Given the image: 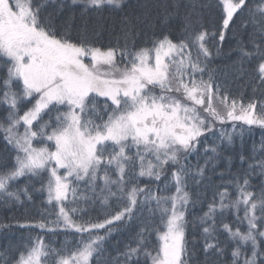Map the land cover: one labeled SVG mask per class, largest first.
Here are the masks:
<instances>
[{
    "label": "snow or ice",
    "instance_id": "snow-or-ice-1",
    "mask_svg": "<svg viewBox=\"0 0 264 264\" xmlns=\"http://www.w3.org/2000/svg\"><path fill=\"white\" fill-rule=\"evenodd\" d=\"M56 2L0 0V205L31 201L29 185L10 189L21 177L37 180L34 191L52 211L16 222L73 239L55 247L44 235H29L0 251V264H264V135L250 156L241 148L242 172L231 173L228 157L231 178L219 173L206 210L188 219L189 206L201 202L190 182H204L222 146L237 139L243 146L253 128L264 130V0H216L222 21L212 31L201 22L212 5L192 4L178 35L153 32L140 45L142 33L125 15L123 43L107 46L73 38L67 21L46 15ZM123 3L71 0L85 11ZM59 4L62 10L64 0ZM237 18L247 40L237 39L235 67L252 78L248 97L234 95L209 68ZM97 207L103 218L92 215ZM120 225L137 230L112 256L105 244Z\"/></svg>",
    "mask_w": 264,
    "mask_h": 264
},
{
    "label": "trees",
    "instance_id": "trees-1",
    "mask_svg": "<svg viewBox=\"0 0 264 264\" xmlns=\"http://www.w3.org/2000/svg\"><path fill=\"white\" fill-rule=\"evenodd\" d=\"M64 4L65 7L61 10L59 0H57L56 3H50L45 14L52 13L57 15L61 22L67 21V30L73 38H80L84 35L96 44L105 46L115 44L118 38L120 39V43H123V25L121 24V20L125 15L134 19L137 29L142 33L141 37L137 40L138 45L142 44L145 38L151 37L153 32H170L174 37L178 35L181 31L184 17L190 11L192 4L212 5L210 9L205 10L201 20L202 23L207 25L210 31L218 30L222 21V12L215 7L216 0H124L121 9H110L105 7L102 11H85L82 4H71V0H64ZM165 6H172L169 8L172 15L166 21H164L163 13V8ZM241 38L247 40V35L246 33L242 35L240 19L237 18L231 25V29L227 31V38L222 44L221 53L219 55L214 54L209 68L215 72L218 80L223 83L226 88L230 89L234 95L243 93L248 97L251 95L252 88L254 87V84L251 82L252 78L247 75L242 76L235 67V63L238 60V54L236 52L237 39ZM213 52L215 53V48H213ZM5 72L6 69H0V76H3ZM5 114L6 106L0 104V118ZM262 135H264V130L253 128L251 134H246V142L243 146L239 139H237L234 146H222V156L215 161L216 166L214 170L212 165L208 166L204 182L200 184L199 187L190 182L189 191H191L193 195V200H197V193H199L201 202H197L194 206H189V221H191L194 216H200L203 211L206 210L207 202L212 198V193L217 190L216 186L222 183L219 173H225L223 177L224 181L231 178L229 176L228 157L232 158L230 166L231 173H236L238 170L242 172L243 168H247V163L241 164L239 158L241 148L243 147L245 156H250L253 141L259 145ZM209 141L211 142V138H209ZM5 148L6 141L3 140V133H0V154L5 153L1 152V150H5ZM189 159L192 164H196L197 158L195 156ZM199 162L203 164L204 159L201 158ZM26 180L28 179L25 177L19 178L17 182L12 184V189L10 190L29 185V191L33 197L31 201H28L22 196V200H24L22 205L17 204L11 208L0 205V251H3L10 245L17 246L25 243L29 235H44L46 236V242L53 243L55 247H60L62 244L70 242L73 237L71 235H66L62 231L54 235L47 233L46 230L41 232L39 229L21 228L16 222L19 220L22 223L25 219L38 220L40 219V213L48 208L44 202V195L34 191V189L40 187L39 181L29 180L28 183ZM141 182L144 183L146 180L141 178ZM252 183L258 185L259 180L253 178ZM160 185L161 187L163 186V181L160 182ZM153 187H155V185H153ZM172 190L174 191V188ZM98 213H100L101 218H103V209L97 207V211L93 212L92 215L96 216ZM241 215H243L242 212ZM224 219L225 222L233 223V227H235L234 217L231 214H226ZM158 222L159 217L157 216L155 223ZM135 223L138 225L140 222L136 221ZM120 228L122 230L118 232L114 231L105 244V248L112 256L116 255L115 248L118 246L122 250L123 246L129 242L130 236L137 230L136 226L126 228L124 225H120ZM242 228H246V225H243ZM100 234L103 235L104 232L101 231ZM226 235V233H223L220 237L221 240H224ZM187 238L189 241L193 239L191 225H189L187 230ZM197 238L199 239L198 233ZM150 240L154 245L158 243L155 233L150 237ZM230 251L231 249L229 248V257ZM200 260H203L202 253L200 254Z\"/></svg>",
    "mask_w": 264,
    "mask_h": 264
},
{
    "label": "bare ground",
    "instance_id": "bare-ground-1",
    "mask_svg": "<svg viewBox=\"0 0 264 264\" xmlns=\"http://www.w3.org/2000/svg\"><path fill=\"white\" fill-rule=\"evenodd\" d=\"M6 151V148L5 150H1V152H5ZM28 183H29V180H26ZM49 211H52V209L48 208Z\"/></svg>",
    "mask_w": 264,
    "mask_h": 264
},
{
    "label": "rangeland",
    "instance_id": "rangeland-1",
    "mask_svg": "<svg viewBox=\"0 0 264 264\" xmlns=\"http://www.w3.org/2000/svg\"><path fill=\"white\" fill-rule=\"evenodd\" d=\"M86 62H87V60H86ZM20 131H23V128L21 127V129H20ZM145 179V178H144ZM37 186V185H36Z\"/></svg>",
    "mask_w": 264,
    "mask_h": 264
}]
</instances>
